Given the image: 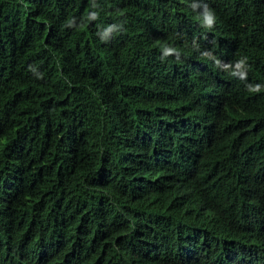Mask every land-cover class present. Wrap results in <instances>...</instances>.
I'll return each mask as SVG.
<instances>
[{
  "label": "trees",
  "instance_id": "1",
  "mask_svg": "<svg viewBox=\"0 0 264 264\" xmlns=\"http://www.w3.org/2000/svg\"><path fill=\"white\" fill-rule=\"evenodd\" d=\"M193 2L0 0V264H264V0Z\"/></svg>",
  "mask_w": 264,
  "mask_h": 264
},
{
  "label": "clouds",
  "instance_id": "2",
  "mask_svg": "<svg viewBox=\"0 0 264 264\" xmlns=\"http://www.w3.org/2000/svg\"><path fill=\"white\" fill-rule=\"evenodd\" d=\"M215 2H218L220 5V8L222 9H227L225 8L220 0H215ZM194 7H196V10L194 12H191L190 15L186 16L185 18L182 19L181 21V26L191 35V34H197V33H207V29L211 28L216 20V12L210 11L208 12L207 10L203 14V8L206 5V2L204 0H194L193 2ZM204 16V17H202ZM162 52L164 55H170L174 52V47L171 46L170 44L165 45L162 49ZM205 56L214 59L215 63L221 67L222 69L226 70V66L228 63V60L221 59L214 55L212 52H205ZM231 70V69H230ZM235 71V68L232 69ZM109 76L106 75V78H102V81H105L107 83V78ZM101 80V78H100ZM228 81V80H227ZM118 82V74L112 76V82L109 85L110 88H112V85ZM203 86H207V81L205 79L202 80ZM10 85V84H9ZM227 85V84H226ZM11 86V85H10ZM12 87V86H11ZM12 103V101H10ZM13 105V103H12ZM4 109V107H3ZM6 168L5 166L2 167V170L0 172V188L2 186L1 178L6 174Z\"/></svg>",
  "mask_w": 264,
  "mask_h": 264
}]
</instances>
